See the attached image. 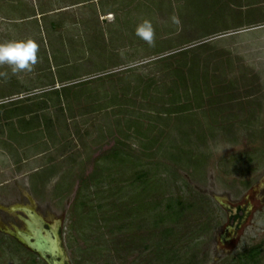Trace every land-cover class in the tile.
<instances>
[{
	"label": "rangeland",
	"instance_id": "rangeland-1",
	"mask_svg": "<svg viewBox=\"0 0 264 264\" xmlns=\"http://www.w3.org/2000/svg\"><path fill=\"white\" fill-rule=\"evenodd\" d=\"M26 39L31 70L0 66V264H46L4 233L20 208L65 264H264V0H0V42Z\"/></svg>",
	"mask_w": 264,
	"mask_h": 264
},
{
	"label": "water",
	"instance_id": "water-1",
	"mask_svg": "<svg viewBox=\"0 0 264 264\" xmlns=\"http://www.w3.org/2000/svg\"><path fill=\"white\" fill-rule=\"evenodd\" d=\"M15 209H12L14 211ZM27 218H22L26 231L14 228L10 234L44 261L46 264H65L64 252L59 235L60 224L45 227L46 223L42 217L28 208H20ZM235 212V209L232 210Z\"/></svg>",
	"mask_w": 264,
	"mask_h": 264
},
{
	"label": "clouds",
	"instance_id": "clouds-1",
	"mask_svg": "<svg viewBox=\"0 0 264 264\" xmlns=\"http://www.w3.org/2000/svg\"><path fill=\"white\" fill-rule=\"evenodd\" d=\"M151 31L150 25L142 29L147 38H150ZM37 52L38 46L32 39L0 42V66H7L13 75L29 71L37 62ZM7 76V72H0V77Z\"/></svg>",
	"mask_w": 264,
	"mask_h": 264
},
{
	"label": "flooded vegetation",
	"instance_id": "flooded-vegetation-1",
	"mask_svg": "<svg viewBox=\"0 0 264 264\" xmlns=\"http://www.w3.org/2000/svg\"><path fill=\"white\" fill-rule=\"evenodd\" d=\"M20 214H21V216H16V217H14L13 219L11 218L9 221H7L6 223H5V231L4 230H2V232L4 231V233H6L7 235H10L11 237H13L11 234H10V230H13V228H14V226H13V224H19V225H21L22 227H23V231H26V226H25V224L22 222V220L20 219V217H22V218H27V216L25 215V213H23L22 211H20L19 212ZM47 229H48V225L46 224V226H45ZM14 238V237H13ZM18 241V240H17ZM19 242V241H18ZM20 243V242H19ZM21 244V243H20ZM21 245H23V244H21ZM24 246V245H23Z\"/></svg>",
	"mask_w": 264,
	"mask_h": 264
}]
</instances>
